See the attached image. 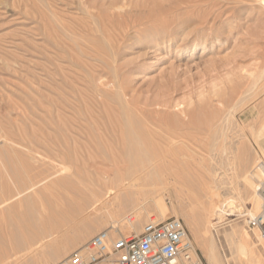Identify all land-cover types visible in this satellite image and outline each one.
I'll return each mask as SVG.
<instances>
[{
	"label": "rangeland",
	"instance_id": "rangeland-1",
	"mask_svg": "<svg viewBox=\"0 0 264 264\" xmlns=\"http://www.w3.org/2000/svg\"><path fill=\"white\" fill-rule=\"evenodd\" d=\"M128 115L156 144V155L181 161L184 171L128 169L121 149ZM190 117L181 130L171 126ZM263 125L264 0H0V155L10 159L8 168L0 157V264L61 263L113 228L114 219L121 227L137 219L143 228L148 215L160 219L162 210L185 222L173 178L198 184L201 160L209 153L218 158L224 127L229 138L259 150ZM216 138L220 149L213 150ZM170 146L182 159L167 154ZM74 186L80 198L101 197L65 226L28 234L19 249L9 234L19 205ZM259 193L260 204L244 201L213 230L224 264H252L234 258L226 234L236 225L251 235L264 264V230L248 224L262 210ZM189 194L187 209L201 217L206 195ZM91 220L99 228L80 230ZM77 236L81 242L69 244Z\"/></svg>",
	"mask_w": 264,
	"mask_h": 264
},
{
	"label": "bare ground",
	"instance_id": "bare-ground-1",
	"mask_svg": "<svg viewBox=\"0 0 264 264\" xmlns=\"http://www.w3.org/2000/svg\"><path fill=\"white\" fill-rule=\"evenodd\" d=\"M128 118L129 120L126 123L125 131L123 132V135L121 137L122 138L121 149L124 152L127 160L125 161L126 163L124 162V165L127 166L128 169H142V170L149 169L151 173L167 172L169 170L184 171L183 168H181V164H180L181 161H176L177 159L167 160L170 158L166 159L165 158L166 156H163L164 158H162L161 156L158 157L156 155L158 153L156 151V144L150 140L146 142L147 137L142 132H137L138 128L135 125L134 121L131 120L132 118L129 117V115ZM190 122H192L191 117L188 119H184V118L180 119L179 122L170 121L171 126L175 130H181L185 128V126L190 124ZM202 122L203 121H201V123ZM206 125L204 126L206 127ZM221 131H222L221 133L222 139L220 140L223 141V144L221 145L222 148L221 149L218 148L219 140L217 138H216L217 141L214 143L213 146V150L220 149L218 153V158L217 156H212V154L210 153L209 155L205 153L207 156L205 157L203 156L204 158L200 162L201 175L198 184L195 185V183L189 181L186 177L182 175L173 178L175 182L174 186L176 187L178 185L181 186V187L178 186L179 188L177 190L173 189L175 190L174 197L177 200V204L179 203L178 207L181 206L182 208L181 211H183L182 216H184L185 218L184 220H186L185 222L187 223V226L189 227L191 233L193 234V238L196 245L198 244L203 250L205 257L207 258L208 264H224L216 247L213 230L217 226L224 224L226 216H235V212H238L241 209L244 201H248L250 199H253L254 202L258 201L259 199H257V196H260L259 190L261 189V187L264 186V125L257 132L256 142L259 150L256 149L255 151L252 150L248 142H243L241 140L236 141L229 138V136L225 134V127L224 130L221 129ZM170 133L169 135H167L168 138L169 137L171 138L173 134H176L173 133L171 135ZM114 149H117V147ZM166 151L167 154L169 153L171 156H174L176 158L180 157L178 149H174L173 147L170 146V148H168ZM17 156L19 162L22 163L19 153ZM0 157L2 159L4 158V163L8 167L9 166L8 160L10 161V159L8 158L7 154L5 152H1ZM180 159L182 158L180 157ZM210 160L214 161L212 166H210V164L208 163ZM24 166H29V165L23 164V167ZM10 167H14V166L12 165ZM195 172H197V169ZM259 185L260 188L257 189ZM185 186L189 187L188 192L187 190H185L186 188ZM76 189H78V187L76 188V186H74L73 188L69 187V188H65L64 190H59L56 193L57 195L55 196V198L48 199L47 201L42 200L40 204L37 203L20 204L19 207L20 210L22 211V214L20 215V218L18 219L15 228L11 231V233H9L11 235L10 239L15 240L16 243L18 242L19 249H24L26 248L27 242L29 241L28 234L42 233V231L52 230L53 228L61 224L63 225V222L65 223L72 217L74 218V215L79 213L80 211H84L82 209L85 205L91 204L92 200L101 197V194L98 192L97 193L90 192L89 195H87L86 197L80 198L75 194ZM188 194L190 196L193 195V197L195 198H200L199 200L202 199L201 196L206 195L208 202H206L207 199L205 200L204 203H202L203 200H201V204L203 207V215L201 217H199L194 212V210H192L191 207H190L191 209H187V205L185 204L184 201L187 198ZM262 198L264 200L263 196ZM172 200L173 198H171V203ZM258 204H260V202ZM172 205L175 208L177 207L174 201ZM34 209H36L38 214L42 215V218L39 219L36 218V216L33 214ZM160 212L162 216L160 219H154L152 218V216L148 215L149 221L165 220L167 218L174 216V215H166V213L163 212L162 210ZM257 214L258 213L256 214L253 213L252 218H254ZM136 220L128 219L127 225H124L122 227L119 223L120 221L117 219L111 220L110 222H111V226L114 229L119 230L124 234H137L142 231L139 229L140 228L143 229V228L142 226L136 225L138 224ZM62 225L58 228H61ZM95 226L99 228L100 225L93 222L92 220L85 221L81 223L80 230H82L84 233L87 230L89 232H92V230L95 229L94 228ZM73 227L75 229L77 225H72L71 229ZM137 229L139 230V232L134 233L135 231H137ZM226 235L229 240L234 241L233 242L234 258L246 260L252 264L254 263L260 264L261 260L259 259V257L255 255L256 253L253 247L251 246L252 237L248 232L244 231L242 226L240 225L232 226L231 230L228 231ZM4 237H5L4 232H2L0 228V242L3 241L2 238ZM21 239L23 240V242H25L23 243L24 245L22 244ZM81 240L82 237L77 236L75 238L70 239L68 242L69 244H76V243H80ZM51 257L54 261H58L62 256L60 253L54 252ZM17 263H19V259L16 261V264ZM58 264H60V262Z\"/></svg>",
	"mask_w": 264,
	"mask_h": 264
},
{
	"label": "built area",
	"instance_id": "built-area-1",
	"mask_svg": "<svg viewBox=\"0 0 264 264\" xmlns=\"http://www.w3.org/2000/svg\"><path fill=\"white\" fill-rule=\"evenodd\" d=\"M260 191L264 197V186ZM248 224L264 230V204ZM60 264H207V261L185 222L173 216L149 221L137 234L104 229Z\"/></svg>",
	"mask_w": 264,
	"mask_h": 264
}]
</instances>
